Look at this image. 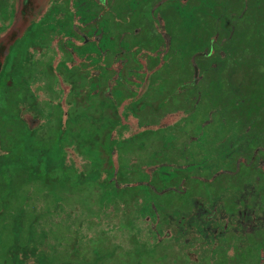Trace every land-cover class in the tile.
Wrapping results in <instances>:
<instances>
[{
  "label": "rangeland",
  "instance_id": "374dc122",
  "mask_svg": "<svg viewBox=\"0 0 264 264\" xmlns=\"http://www.w3.org/2000/svg\"><path fill=\"white\" fill-rule=\"evenodd\" d=\"M178 1L172 0L167 7L174 36L173 86L191 77L188 51L206 45L212 30L215 42L210 54L194 57L197 82L187 85L184 98L173 96L177 111L166 114L161 123L175 120L178 127L165 130L163 137L174 138L171 152L177 163L188 172L208 176L230 166L235 157L248 158L255 146L264 147V0H186L182 6ZM53 124L45 123L43 132L51 134ZM68 152L76 164L75 151ZM167 171L165 176L171 177L172 170ZM207 181L180 208L170 204L165 209L162 196L149 192L131 198L123 195L120 201L127 203L121 202L120 207L132 209L131 199L142 197L133 222L140 227L141 240L165 242L168 254L163 264H217L221 257L220 264H264V198L251 172L242 163L236 172H222ZM94 189L84 194L90 211L81 208L84 213L78 211L72 217L71 230L80 220L88 219L90 231H98L103 221L121 220L115 200L111 203L112 194ZM35 205L39 221L51 232L67 231L54 217L40 216L44 202ZM153 207L162 212L159 220ZM32 214L25 211V222ZM8 231L6 218L0 221V249L7 244Z\"/></svg>",
  "mask_w": 264,
  "mask_h": 264
},
{
  "label": "flooded vegetation",
  "instance_id": "af4514ba",
  "mask_svg": "<svg viewBox=\"0 0 264 264\" xmlns=\"http://www.w3.org/2000/svg\"><path fill=\"white\" fill-rule=\"evenodd\" d=\"M171 1L0 0V98L3 92L10 108L6 97L18 96L26 116L54 122L65 137L79 135L76 120L87 129L92 120H117L122 124L113 136L156 128L172 151L174 138L163 136L178 125L161 121L177 111L173 96L184 98L187 85L196 84L194 57L213 51L215 31L206 45L188 51L191 77L173 86ZM109 126L104 125L105 137ZM10 151L0 147L5 183Z\"/></svg>",
  "mask_w": 264,
  "mask_h": 264
},
{
  "label": "trees",
  "instance_id": "16d2710c",
  "mask_svg": "<svg viewBox=\"0 0 264 264\" xmlns=\"http://www.w3.org/2000/svg\"><path fill=\"white\" fill-rule=\"evenodd\" d=\"M3 95L1 92L0 147L10 146L12 150L10 178L6 183L5 169H0V221L7 218L9 228L7 244L0 249V264H163L168 254L165 242L141 240L140 227L133 222L136 204L142 197L131 199L130 209L120 207L127 203L120 201L123 195L131 198L149 192L162 196L165 209L173 206L170 204L180 208L200 184L219 173L236 172L243 163L264 198L262 145L255 146L248 158L235 157L230 166L204 176L188 172L176 162L175 152L166 149L168 144L161 139L159 129L141 126L132 136L116 137L112 129L120 127V121L92 120L87 129L76 120L75 132L79 135L65 137L54 127L48 134L43 132L46 122L39 114L34 115L37 118L26 116L21 99L14 94L6 97L11 103L9 108ZM140 100L144 101L143 96ZM106 123L110 126L105 137L102 134ZM69 149L75 151L76 164L69 159ZM167 170H172L171 177L165 176ZM8 176L9 172L5 177ZM89 188H95L96 193H111V203L115 200L121 220L103 221L105 228L98 231L87 228L88 219L80 220L71 230L72 217L81 208L90 211L84 199ZM40 201L45 204L40 216L54 217L55 223L67 231L53 233L39 221L35 203ZM28 209L33 214L25 222ZM152 209L159 220L162 212ZM59 217L63 219L61 223ZM120 239H124L123 244Z\"/></svg>",
  "mask_w": 264,
  "mask_h": 264
}]
</instances>
